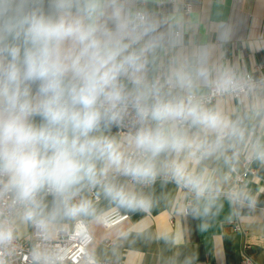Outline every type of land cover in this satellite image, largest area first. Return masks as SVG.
<instances>
[{"label": "clouds", "instance_id": "9594fccd", "mask_svg": "<svg viewBox=\"0 0 264 264\" xmlns=\"http://www.w3.org/2000/svg\"><path fill=\"white\" fill-rule=\"evenodd\" d=\"M234 35L191 0H0V264H103L95 227L158 180L194 218L254 209L233 177L264 166V74Z\"/></svg>", "mask_w": 264, "mask_h": 264}, {"label": "crops", "instance_id": "0c3cea01", "mask_svg": "<svg viewBox=\"0 0 264 264\" xmlns=\"http://www.w3.org/2000/svg\"><path fill=\"white\" fill-rule=\"evenodd\" d=\"M191 2L210 22L223 21L234 27V38L225 46L228 58L246 65L251 72L262 66L264 73V0ZM242 162L237 172L243 170ZM252 166L257 173L245 184L257 197L254 209H234L222 199L211 216L194 218L177 210L182 190L158 180L151 189H145L157 199L148 212L128 213L127 219L111 229L95 227L98 255L104 260H121L122 264H167L177 254L181 261L192 257L193 264H246L247 258L264 264V166ZM99 206L109 207L103 199ZM120 230L129 231L126 239H118Z\"/></svg>", "mask_w": 264, "mask_h": 264}, {"label": "built area", "instance_id": "2783aa9c", "mask_svg": "<svg viewBox=\"0 0 264 264\" xmlns=\"http://www.w3.org/2000/svg\"><path fill=\"white\" fill-rule=\"evenodd\" d=\"M262 66H256L255 71L253 73L257 75L264 74L262 73ZM251 72V71H250ZM243 170L241 172H236L233 179L236 183H243L245 184L247 180L250 178L251 175H255L257 173V170L255 167L252 166V163L249 164L246 161L242 162ZM114 220H113V226L117 225L118 223L122 222L123 220L127 219L129 217L128 213H124L120 210H116L114 213ZM127 217V218H125ZM26 241V238H25ZM72 246L75 248L80 247V245L77 242H71ZM25 247H27V244L25 243ZM76 259H79L78 257ZM103 260V264H122L121 260ZM246 264H254L250 258H247L245 260ZM18 264H23L22 261H18ZM71 264V262H69Z\"/></svg>", "mask_w": 264, "mask_h": 264}]
</instances>
